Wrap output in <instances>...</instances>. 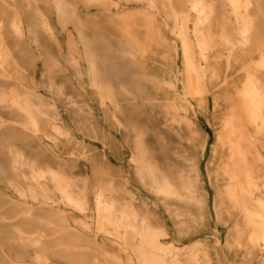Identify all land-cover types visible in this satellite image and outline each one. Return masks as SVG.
<instances>
[{
	"label": "bare ground",
	"instance_id": "1",
	"mask_svg": "<svg viewBox=\"0 0 264 264\" xmlns=\"http://www.w3.org/2000/svg\"><path fill=\"white\" fill-rule=\"evenodd\" d=\"M0 197V264H264V0H0Z\"/></svg>",
	"mask_w": 264,
	"mask_h": 264
},
{
	"label": "rangeland",
	"instance_id": "2",
	"mask_svg": "<svg viewBox=\"0 0 264 264\" xmlns=\"http://www.w3.org/2000/svg\"><path fill=\"white\" fill-rule=\"evenodd\" d=\"M53 73L56 76L55 84L59 85V86L61 84L64 86L63 93H66L68 97L73 98L74 104H77V105L85 104L87 108H89L90 105L94 104V100L96 99L95 90H94L93 86H90L88 76L86 75L85 72H83L81 75H79L76 72H73L70 70H68L67 72H63V71L61 72V69L60 70L58 69V70H55ZM22 74H24V76H26L28 78H30L31 76H34L33 73H29L27 71H22ZM135 75H137V74H135ZM5 79H8V77L3 78V80H5ZM40 79H42V77H39V74H36V82L35 83L36 84L39 83ZM119 80H120L119 81V86H120L121 84H123L122 75H121V78ZM67 83H70L71 85L67 86ZM20 85H22V84H20ZM22 87H24V86L22 85ZM22 87H19L18 89H20V90L24 89ZM10 88L11 87H9L7 89H10ZM43 94L45 95V98L48 101V103H51L49 105H54V106L58 107V112L61 116V107H63L64 100L61 101L60 99L57 98V96L55 94H53L50 91H45ZM85 116L88 117L89 115L88 114L83 115L80 113L77 115V120H79V118L84 119ZM104 120L105 119H103L101 116L97 115V119L95 118V121H94L95 126H97V125L102 126L105 124V121H107L110 124H114L113 121L109 122V120H105V121ZM71 123H72L71 129L73 128V132L77 133V131L75 130L76 123L73 121V119H71ZM93 129L94 128H90V130L88 132L92 133ZM49 132L52 133V131H50V130H49ZM21 167L26 168L27 166H21ZM110 167H112V166L110 165ZM116 173L117 174H115V176L112 175L115 179V183L113 184V188H115V190L119 192L124 187V189L126 188L127 192H128V193L123 192V195L125 196V198L122 201L126 202V203H131L134 206L136 213H138L140 216L147 217V219L150 221L149 217L146 214V211L143 210V207H142V206L146 207L149 203V201L146 199L145 190L142 189V187L139 183H137L135 181H131L128 179V172L122 171V172H116ZM129 173L131 174V172H129ZM122 185H123V187H121ZM128 190H130L131 192H129ZM129 193H131V194H129ZM149 199H151V198H149ZM144 204H147V205H144ZM152 205H153V201L151 202L150 206H152ZM1 206H3V204L0 201V211L2 210ZM3 209H4V206H3ZM10 214H13V211L11 212L9 210V213L8 212L4 213L3 217H9ZM151 223L155 227H157L159 225L153 221ZM106 258H107L106 256H100L99 263L100 264H115L112 260L107 261ZM124 261L125 262L123 264H135V262L132 259H130L129 257H127Z\"/></svg>",
	"mask_w": 264,
	"mask_h": 264
}]
</instances>
